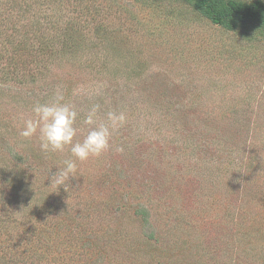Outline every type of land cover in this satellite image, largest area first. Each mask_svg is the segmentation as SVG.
<instances>
[{"label": "rangeland", "instance_id": "rangeland-1", "mask_svg": "<svg viewBox=\"0 0 264 264\" xmlns=\"http://www.w3.org/2000/svg\"><path fill=\"white\" fill-rule=\"evenodd\" d=\"M58 85L76 141L92 104L127 116L67 191L47 187L70 147L19 135ZM0 264H264V25L192 0H0Z\"/></svg>", "mask_w": 264, "mask_h": 264}, {"label": "clouds", "instance_id": "clouds-1", "mask_svg": "<svg viewBox=\"0 0 264 264\" xmlns=\"http://www.w3.org/2000/svg\"><path fill=\"white\" fill-rule=\"evenodd\" d=\"M101 110L99 103L92 104L85 113L82 123L92 126L82 141H76L78 128L76 127L79 113L76 107L65 102L63 86L58 85L50 101L36 102L31 111L33 118L23 121V128L19 135L25 139L38 137L40 149L45 154L63 152L70 147L71 157L62 161V167L49 175V189L64 187L66 182L75 178L77 161L84 162L90 157H100L111 147L110 140L115 132L127 122L123 111H108L104 122L97 123ZM115 152L123 153L124 147H115ZM48 177V179H49ZM47 179V180H48ZM67 191V188L64 187Z\"/></svg>", "mask_w": 264, "mask_h": 264}, {"label": "trees", "instance_id": "trees-1", "mask_svg": "<svg viewBox=\"0 0 264 264\" xmlns=\"http://www.w3.org/2000/svg\"><path fill=\"white\" fill-rule=\"evenodd\" d=\"M196 8L208 16L213 23L229 29L264 25V5L257 3L244 9L241 5L230 2L222 7L218 0H192Z\"/></svg>", "mask_w": 264, "mask_h": 264}]
</instances>
